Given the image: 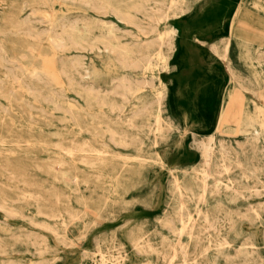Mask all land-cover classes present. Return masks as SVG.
Instances as JSON below:
<instances>
[{
  "label": "rangeland",
  "instance_id": "1",
  "mask_svg": "<svg viewBox=\"0 0 264 264\" xmlns=\"http://www.w3.org/2000/svg\"><path fill=\"white\" fill-rule=\"evenodd\" d=\"M262 112L264 0H0V264H264Z\"/></svg>",
  "mask_w": 264,
  "mask_h": 264
},
{
  "label": "bare ground",
  "instance_id": "2",
  "mask_svg": "<svg viewBox=\"0 0 264 264\" xmlns=\"http://www.w3.org/2000/svg\"><path fill=\"white\" fill-rule=\"evenodd\" d=\"M236 13L237 12H235L234 13V15H236ZM240 17H241V19H242V21H244L245 19H244V17H243V12H241L240 13ZM182 20V19H181ZM236 20H237V18H236ZM233 22H234V17H233ZM249 23H251V24H253L252 22H249ZM256 25V24H255ZM256 26H258V25H256ZM178 29V28H177ZM240 30L242 29L243 31H245L246 33H247V35H248V39L249 40H252V41H255V40H257L259 37H260V34H261V28L258 26L257 28H251L250 26H247V24H245V23H243V22H241V26H240V28H239ZM190 31V30H189ZM205 39V38H204ZM55 45H57V43H56V41H52ZM196 42H198L199 43V40L198 39H196ZM201 42V41H200ZM181 44V43H180ZM167 45L169 46V49H172V45H171V42H170V40L168 41V43H167ZM212 51H213V53L215 54V55H217V57L219 58L218 60H220V62L222 63V65L224 66V68H225V70L227 71V73H229V75H230V69H229V65H228V60H227V54H228V51H229V44H227L226 46H225V48H224V50H223V52L221 53V54H218L217 53V51H216V49L215 48H213L212 49ZM188 51H187V49H186V51H184L183 53H182V57H181V59L183 60V59H187V60H189L192 56H189V57H187V55H188V53H187ZM213 55V54H212ZM184 56V57H183ZM64 57V56H63ZM187 57V58H186ZM196 57V56H195ZM198 57H199V55H198ZM201 57V56H200ZM196 59V58H195ZM185 63V62H184ZM169 64V63H168ZM184 65H186V64H184ZM181 72V71H180ZM143 74V73H142ZM200 79H202V78H200ZM198 82V81H197ZM203 85V84H202ZM206 85V84H205ZM197 86V85H196ZM195 86V87H196ZM199 88V87H198ZM205 88H206V86H205ZM167 89V88H166ZM195 89V88H194ZM202 89H203V87H202ZM200 90V89H199ZM241 93V92H240ZM153 94V93H152ZM200 94V93H199ZM233 96H236V98H234L233 99V101L232 102H230V100L232 99V97ZM261 99H263V98H261ZM231 104V105H230ZM163 105V104H162ZM240 105L241 106H243L242 104H241V96H240V94L239 93H236V92H233V94L230 92L229 93V95H228V103H227V107H226V111L224 112V114L221 116V117H219L218 119H219V125H221V124H225V123H227L228 122V120H229V112L232 110V111H234V112H236V113H238L239 114V112H241L240 111ZM219 114H221V113H219ZM262 115H263V117H264V112H262ZM220 116V115H219ZM172 121V120H171ZM217 122V121H216ZM185 123V122H184ZM218 125V124H217ZM176 127V126H175ZM180 127V126H179ZM177 130V129H176ZM237 133V132H236ZM235 135V134H234ZM232 136V135H231ZM183 138V137H182ZM212 141H213V135L211 134L210 136H207L203 141H201L200 143V147H201V151H202V157H203V159L205 160V162H206V164L208 165L209 164V162L211 161L210 160V158H211V156H212V154H213V147H212ZM167 154V153H166ZM159 158V157H158ZM163 158V157H162ZM162 163H163V160H162ZM162 163H160L161 165H162ZM172 177V176H171ZM157 180V179H156ZM155 180V181H156ZM174 180H175V178H174ZM67 181H68V179H67ZM175 182H176V180H175ZM207 182V181H206ZM156 183H157V181H156ZM205 185V184H204ZM159 188V187H158ZM257 190V189H256ZM179 191V190H178ZM159 193V192H158ZM160 194V193H159ZM158 194V195H159ZM169 194V193H168ZM181 195V194H180ZM252 199V198H251ZM253 200V199H252ZM260 200V199H259ZM258 201V200H257ZM260 202H262V201H260ZM251 205H252V203H251ZM155 206V205H154ZM206 206V205H205ZM152 208V207H151ZM153 209V208H152ZM89 211V210H88ZM91 211V210H90ZM93 212V211H92ZM193 219V218H192ZM190 220V219H189ZM199 220V219H198ZM84 223V222H83ZM182 224V223H181ZM204 224V223H203ZM215 224V223H214ZM172 226V225H171ZM173 227V226H172ZM261 229V228H260ZM249 230H250V228H249ZM259 231V230H258ZM264 231V230H263ZM50 234V233H49ZM52 234V233H51ZM252 234V233H251ZM46 236V235H45ZM258 237V236H257ZM188 238H189V236H188ZM52 239V238H51ZM255 241V240H254ZM259 242V241H258ZM55 243V242H54ZM56 244V243H55ZM56 246H57V244H56ZM134 246V245H133ZM245 247V246H244ZM254 247V246H253ZM263 247V246H262ZM136 250V249H135ZM99 256H100V261L102 262V264H104V256H103V254L102 253H99ZM126 259V258H125Z\"/></svg>",
  "mask_w": 264,
  "mask_h": 264
}]
</instances>
